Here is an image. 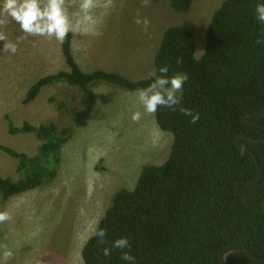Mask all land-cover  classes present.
Masks as SVG:
<instances>
[{
	"label": "trees",
	"instance_id": "1",
	"mask_svg": "<svg viewBox=\"0 0 264 264\" xmlns=\"http://www.w3.org/2000/svg\"><path fill=\"white\" fill-rule=\"evenodd\" d=\"M159 2L161 0H151ZM172 10L185 12L192 0H167ZM264 0H225L214 12L205 32L203 54L196 58L192 32L184 26L168 27L154 55V70L167 66L168 75L185 73L182 99L175 110L160 107L154 114L157 127L170 133L172 146L159 166L146 165L131 190L113 194L98 222L107 232L100 244L93 234L81 250L83 264H129L112 242L127 237L134 264H220V254L241 247L264 259V187L251 203L237 194V184L249 197L264 182V128L244 125L242 116L264 110V25L257 19L255 5ZM66 70L39 78L27 90L23 103H31L40 90L64 82L81 90L85 106L92 109L91 85L105 82L133 92L155 79L132 81L104 70L82 71L72 53V34L60 46ZM177 60L181 62L178 64ZM199 113L190 123L180 109ZM248 120L264 126V117ZM11 135L31 134L41 142L29 156L0 145V152L17 160L18 178L0 175V196L11 197L50 184L60 165V151L69 135L60 134L53 122L21 126L7 123ZM239 134L255 153L262 173L245 149L234 144ZM97 228V227H96ZM96 230V229H95ZM111 249L103 255V249ZM124 251H129L125 249ZM227 264H257L241 253L227 256Z\"/></svg>",
	"mask_w": 264,
	"mask_h": 264
},
{
	"label": "rangeland",
	"instance_id": "2",
	"mask_svg": "<svg viewBox=\"0 0 264 264\" xmlns=\"http://www.w3.org/2000/svg\"><path fill=\"white\" fill-rule=\"evenodd\" d=\"M224 1L192 0L188 10L178 13L167 0L151 1L148 7L141 0H96L95 22L85 23L79 15L81 0H72L67 14L74 59L84 72L101 69L132 81L147 78L161 36L171 26L192 32L199 58L207 26ZM137 16L150 21L147 30L134 22ZM0 32L7 37L0 41V145L29 156L41 145L31 134H8V121L14 126L50 121L60 134L69 135L50 184L7 200L0 196V212L11 216L0 223V244L12 252L0 264H81L82 247L113 194L131 190L144 166L162 165L173 137L157 127L154 115L138 103L136 91L105 82L91 85L96 101L90 110L81 90L64 82L43 87L33 102L24 104L34 82L66 70L61 43L24 34L10 16ZM9 42L17 43L15 54L5 50ZM135 111L142 113L139 122L131 119ZM16 165L17 160L0 152L2 177L16 180Z\"/></svg>",
	"mask_w": 264,
	"mask_h": 264
},
{
	"label": "clouds",
	"instance_id": "3",
	"mask_svg": "<svg viewBox=\"0 0 264 264\" xmlns=\"http://www.w3.org/2000/svg\"><path fill=\"white\" fill-rule=\"evenodd\" d=\"M72 0H46L42 4V0H2L0 6V26L6 23V17L10 16L20 27L21 31L26 35L41 36L46 38H55L59 43H63L70 31V21L67 14V5ZM151 0H141L142 7L150 6ZM96 7V0H81L79 4V15L83 22L94 23L92 10ZM256 19L264 25V2L255 5ZM137 25H142L144 30L150 26V21L147 18H137L134 21ZM7 39L5 33L0 32V41ZM18 41L17 43L19 42ZM17 43L9 42L5 44V50L12 54L17 52ZM257 43L264 41L257 40ZM181 61L177 60L179 64ZM169 69L167 66L159 69V75L153 70L149 73V78H155L145 88L137 89L136 95L138 103L141 104L148 114H155L160 107L175 110V106L181 103V93L183 85L186 83L188 76L185 73H174L168 75ZM180 111L191 117L190 123H196L199 120V113H194L190 109L181 108ZM142 117L140 111L132 113L131 119L133 122H139ZM11 219L7 212H0V223H4ZM93 235L98 238L100 244L106 243L105 237L107 232L105 229L99 228L97 224ZM112 248L121 251L120 258L129 264H134L135 257L130 254L131 245L127 237H121L112 242ZM2 251V261L6 262L12 257V252L6 245L0 244ZM128 249L129 251H124ZM111 249L104 248L103 255H110ZM81 264L83 259L81 258Z\"/></svg>",
	"mask_w": 264,
	"mask_h": 264
},
{
	"label": "water",
	"instance_id": "4",
	"mask_svg": "<svg viewBox=\"0 0 264 264\" xmlns=\"http://www.w3.org/2000/svg\"><path fill=\"white\" fill-rule=\"evenodd\" d=\"M249 117H254V118L264 117V110L260 111V112H257V113H253V114H245V115L242 116V121H243L244 125L251 124V125H255V126L264 128V126H262L261 124L248 120ZM242 138H245L244 135H242V134H239L238 136H236L234 138V144L236 146L241 147V148L245 149L246 151H248L250 153V155L252 156L253 160L255 161V163L257 165V168H258V173H259L258 174V178L256 179L255 182L250 183L248 185L257 187L259 185V182H260L261 177H262L260 166L258 164V159H257L255 153L253 152V150L247 144L241 143L239 141ZM249 140L253 141V142H256V143H263L264 144V140H252V139H249ZM239 184L240 183H238L237 187H236L237 194L239 196V199L242 202L247 203V204L251 203L256 198V196H257L258 192L260 191V189L262 187H264V182H263L261 185H259L254 190V192L249 197H244L243 194H242V191H241V189L239 187ZM262 209H263V213H264V200L262 202ZM231 253H241V254L245 255L246 257H248L249 259H251L253 262H255L257 264H264V259H261V258L255 256L254 254L250 253L249 251H247L246 249H243L241 247H229V248H226L219 256L220 264H227V256L229 254H231Z\"/></svg>",
	"mask_w": 264,
	"mask_h": 264
},
{
	"label": "crops",
	"instance_id": "5",
	"mask_svg": "<svg viewBox=\"0 0 264 264\" xmlns=\"http://www.w3.org/2000/svg\"><path fill=\"white\" fill-rule=\"evenodd\" d=\"M162 37V36H161ZM143 79V78H142ZM140 80V79H139ZM136 81V80H135Z\"/></svg>",
	"mask_w": 264,
	"mask_h": 264
}]
</instances>
